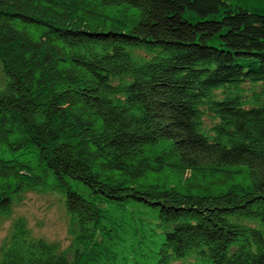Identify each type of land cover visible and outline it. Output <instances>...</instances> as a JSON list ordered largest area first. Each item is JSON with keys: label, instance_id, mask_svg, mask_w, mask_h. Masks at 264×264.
<instances>
[{"label": "trees", "instance_id": "1", "mask_svg": "<svg viewBox=\"0 0 264 264\" xmlns=\"http://www.w3.org/2000/svg\"><path fill=\"white\" fill-rule=\"evenodd\" d=\"M244 2L0 0V152L33 158H0V216L58 189L93 239L134 200L173 227L160 264H264V231L230 219L264 225V0ZM58 250L20 219L0 264L80 262Z\"/></svg>", "mask_w": 264, "mask_h": 264}, {"label": "rangeland", "instance_id": "2", "mask_svg": "<svg viewBox=\"0 0 264 264\" xmlns=\"http://www.w3.org/2000/svg\"><path fill=\"white\" fill-rule=\"evenodd\" d=\"M244 4L251 7L248 0ZM137 54L146 53L139 50ZM7 80L0 62V88H5ZM116 83H119V79ZM214 122L217 123L218 119L212 115L205 118V129H209ZM22 152L4 148L0 152V158L33 160L29 153ZM69 182L74 191L88 200H94L90 189L82 182ZM101 207L106 216L102 218L98 232L91 239L87 235L91 231L85 232L73 223L74 217L66 208L65 193L58 189L23 192L14 198L11 214L0 216V250L11 235L15 223L23 219L33 238L57 244L58 253L67 255L71 263L77 259L80 260L77 264H160L161 245L166 233L173 227L163 229L159 226L158 208L134 200L107 202ZM230 219L264 231V225L259 220L236 217ZM173 264L210 263L193 252L189 257Z\"/></svg>", "mask_w": 264, "mask_h": 264}]
</instances>
